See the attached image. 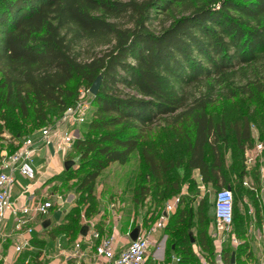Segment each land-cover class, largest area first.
<instances>
[{"label":"trees","instance_id":"16d2710c","mask_svg":"<svg viewBox=\"0 0 264 264\" xmlns=\"http://www.w3.org/2000/svg\"><path fill=\"white\" fill-rule=\"evenodd\" d=\"M191 2L195 4L192 12L175 18L160 34L150 29L155 14ZM123 17L133 22L132 29L116 22ZM85 38L114 45L107 53L82 62L75 49ZM260 67L264 70V0H0V130L8 128L13 140L19 141L10 153L35 130L55 122L48 121L50 108L63 114L76 102L78 92L70 87L72 81L80 79L91 88L102 78L84 125L86 137H78L74 144L79 168L56 178L77 179L75 206L56 230L72 239L85 227L83 216L101 213L95 186L102 172L113 164H129L138 152L147 168L143 181L151 180L157 194L164 189V198L181 192L185 183L198 187L196 171L206 186L230 187L235 195L234 234L245 240L238 231L237 194L254 201L260 219L259 203L245 189L244 180L252 175L259 181L264 166L263 155L251 173L246 169L245 152L254 146L252 126L259 129L264 142V108L258 118V110L247 103L264 94V79L256 75L247 85L222 95L217 86L239 71L246 75ZM198 83H204L201 93L187 96L186 87ZM239 95L251 100L243 104L245 114H228L221 121L210 115L209 109L219 100ZM15 110L20 112L19 119ZM32 119L39 127L26 135L22 122ZM161 119L175 129L170 143L161 138L154 143L149 137ZM146 188L140 189V202L151 193ZM189 206L180 207L170 219L166 262L172 253L180 260L176 264H202L195 246L204 257H214L204 202L197 208ZM195 225L196 234L190 230ZM172 226H177L175 232ZM223 253L227 264L233 255L236 264H246L244 260L252 256L248 242Z\"/></svg>","mask_w":264,"mask_h":264},{"label":"rangeland","instance_id":"374dc122","mask_svg":"<svg viewBox=\"0 0 264 264\" xmlns=\"http://www.w3.org/2000/svg\"><path fill=\"white\" fill-rule=\"evenodd\" d=\"M194 5L195 4H193L192 2L189 4H176L174 8L171 10V12L155 14L154 19L152 20L151 25L149 26L150 29L154 33L160 34L165 28L169 27V25L175 18L181 16H187L188 14H190L192 10L195 8ZM116 22L123 29H132L134 27L133 22H130L129 18L126 17L116 20ZM113 45L114 43H112V46ZM112 46H109L108 43L106 44L103 43V41L101 40L97 41L94 39L85 38L75 50L79 53V57L82 60V62H88L94 57H98L103 55L104 53H107L108 51H110ZM256 75L259 77V79L260 78L264 79L263 68L260 67L259 70L256 68L254 69V71L253 70L247 71L246 75L242 74V71H239L234 78H231L229 81H226V83L223 85H218L217 93L218 95H222L223 93L224 94L227 93L228 89L237 90L238 88L247 85L250 81H253ZM70 87L75 89V91H77L78 93L82 89H90L87 83L81 81L80 79H75L74 81H72L70 83ZM119 89L127 93L130 92L123 86L119 87ZM203 89H204V83H198L186 87L185 93L189 97H194V96H198ZM245 101L250 102L251 100L248 96H243V95H239L237 99H231V100L221 99L219 100V102L215 104L214 107L209 109V113L210 115H212V117H216L217 120L220 121L228 114H231V116L233 117L240 116L241 114L243 115L247 112L246 111L247 107L243 105ZM262 103L264 105V94L257 96L251 103H247L250 105L251 109L258 110V118H261L260 116L261 111H263L262 108H264V106H261ZM48 112H49L48 121L50 122L59 121V119L61 118L62 114L58 109L50 108ZM14 113L17 116V119H19L20 112L18 110H15ZM27 122L28 121L22 122L26 126V130H25L26 135L30 134L33 130L39 127L35 125L34 119H32L30 123ZM41 124H46V122ZM79 130H80L79 137L85 138L87 134V129L83 126ZM2 131L0 130V139H1L0 150L1 152L10 153L11 151H14V149H16V146H18L19 141L17 142L16 140H13L14 138L12 137V134L10 133V130L8 128H6L3 132ZM174 132H175L174 127L168 125L163 119H161L155 124V126L153 127L152 131L149 134V137H151L154 143H156L160 138L163 139L164 141H167L166 143H170V141L174 138L173 136ZM32 134H30L29 136H31ZM3 138L6 141L3 142L2 140ZM75 154L76 153L73 149V151L69 153L67 159L69 160L72 157L76 159ZM33 167L37 175L36 180L34 182H30L24 180L23 178L18 177L14 188L15 194L24 191L28 184H38V182L44 179L45 176H47V174L50 171H53L52 168L50 167L49 162L45 160H38L36 162V166L33 165ZM78 168H79V162L77 160L76 165L73 167V169L76 170ZM64 172L65 170L57 176L62 175ZM144 173H147V168L143 165L142 159L138 152L133 156L132 161L129 164L125 166H122L120 164H113L109 168L104 170L95 186V196L99 201L100 206L98 207V209L99 211H101V213L100 215L93 216L92 218L83 219L82 217L81 220L82 224L86 226L85 221H89L90 219H93L95 220L96 225L98 227L103 228V230L104 229L111 230L112 226H114L115 223L119 222V226L120 228H123L124 232L128 231L129 228H136L137 226H140V224L144 225L147 223L146 227H148L149 225L155 223L156 219L159 217V213L163 211L165 205L168 202H173L180 195H182V201L183 198H185V202L184 203L182 202V204L178 207V209H180V207L182 209H186L187 203L189 206V202H191L189 206L190 208L191 207L197 208L199 203L203 201L204 202L203 214H205V216L206 215L209 216L210 221L212 223L214 217L215 194L221 188H213L206 185L202 187L198 186L191 188L190 183H185L183 184V188L181 192H170L167 195V197L164 198L165 195L164 189H159L160 193L157 194L156 193L157 188L156 189L154 188L151 180L149 182L143 181L142 175ZM179 174L183 176L182 172H180ZM76 185H77V179L66 181L64 180V178H60V179H55L53 182H49V184L44 186L42 189L43 192L47 191L48 194L57 193V195L63 196V195H68L70 193H74ZM142 186L148 187L146 189H149L151 193L144 201L140 202L141 199L139 198V193ZM66 200L67 199L65 198L64 199L65 206L62 209L64 213H68L71 210V203L66 202ZM193 200L195 202H192ZM237 203L240 209L244 205L243 198H241L239 194H237ZM253 209L255 208L253 207ZM190 228H191L190 230H193L194 234H196L199 230L197 225H195L194 227L190 226ZM176 230H177V226L173 227V232H175ZM167 236L168 238H170L168 234ZM167 245L170 246V239L168 240ZM167 250L168 249L166 246V258H168ZM197 253H199L198 250ZM256 254L257 253L253 251L252 256L247 260H244L245 263L260 264L259 257ZM169 255H170L169 260L167 262L165 260V262L162 264H176L177 262L176 258H178V256L172 253L171 254L169 253ZM150 264H159V263L151 261Z\"/></svg>","mask_w":264,"mask_h":264},{"label":"built area","instance_id":"2783aa9c","mask_svg":"<svg viewBox=\"0 0 264 264\" xmlns=\"http://www.w3.org/2000/svg\"><path fill=\"white\" fill-rule=\"evenodd\" d=\"M93 98L90 89L80 90L76 102L64 111L59 121L25 138L14 153H1L0 240L6 238L4 228L6 227V214L8 212L15 216L14 231L19 234L31 235L34 232L32 222L47 216L53 209L54 204L51 201H33L30 204L16 207L11 198L17 182V175L19 174L29 180L36 179L37 175L33 167L34 158L38 151L49 145L52 137L58 133H61L62 136L57 143V151L65 155H69L73 151L74 144L79 137V129L89 119ZM263 155L264 142L258 134L257 143L253 149L247 152L245 162L249 168H253L258 161L263 159ZM77 160L78 158L73 161L76 163ZM181 203L182 195L173 202H168L155 223L149 227L141 224L137 240L123 245L119 252V242L114 235L102 237L95 220L85 221L90 232L87 236H81L76 241L74 252L67 257L82 259L84 257L82 247L87 245V249L93 250L97 259L105 260L107 264H150L151 261L162 264L166 260L168 239L166 229ZM214 217L215 224L210 233L215 245L214 259L210 261L201 257V261L202 264H227L223 255L224 243L229 240L233 249L240 246L239 239L234 234L235 195L233 190L223 188L216 192ZM83 219L86 218L83 216ZM118 224L119 222L114 226V230L118 228ZM29 244V241L24 243L25 246H29ZM24 245L16 247L17 253L23 251ZM60 248L61 246L58 245V249ZM62 255L66 256L64 253ZM176 261L178 263L180 260L176 259Z\"/></svg>","mask_w":264,"mask_h":264},{"label":"crops","instance_id":"0c3cea01","mask_svg":"<svg viewBox=\"0 0 264 264\" xmlns=\"http://www.w3.org/2000/svg\"><path fill=\"white\" fill-rule=\"evenodd\" d=\"M252 134L254 138V146L246 150L245 159L247 152L255 147L258 134L261 136L260 131L256 126H252ZM61 136V133L53 136L51 143L41 148L34 158V166H36V162L38 160H45L49 162L53 171H50L44 179L38 182V184H28L22 192L15 194V190H13L11 198L16 207L19 205L30 204L33 201H51L54 204V207L50 210V213L47 216L40 217L36 221L32 222L34 232L31 235L27 233H16L14 231L15 216L10 212L6 214V227L4 228L6 238H2L0 240V264H107L105 260L97 259L94 251L87 249V245H83L82 247V251L84 253V257L82 259H70L67 256L74 252V245L76 241L83 235L80 232L76 238L72 239L67 237L65 234L58 233V231H56L58 227L66 221V216L75 206L77 198L75 192L59 196L57 193L48 194L47 191L43 192L42 189L44 186L49 184V182H53L58 177L57 175L61 174L65 170L64 165L65 162L68 161V154L65 155L64 153L57 151V143L59 142ZM256 165L253 168H249L246 164L248 173H251L254 168H256ZM18 177L30 182H34L36 180L26 179L19 174L17 175V179ZM194 179L199 187L205 186L198 171L194 172ZM244 187L248 191L255 194V200L259 203L260 219L257 218L254 211L255 209H253V207L255 208L253 204L254 201L245 196L243 199L244 205L241 209L238 206V213L241 215V222L239 223L238 231L239 233L241 232L245 234L246 239H239V243L244 244L248 242L249 252H252V254L253 251L256 252L261 264L264 262V166H261L260 168L259 181L254 180L252 175H248L244 180ZM65 198L67 199L66 202L71 203V210L68 213H64L62 210L65 206ZM117 223H115L114 226ZM213 224H215V217L211 223L212 226H209V234L213 229ZM114 226H112L111 232H109L108 229H104L102 237L114 235L119 242V252L123 245L125 246L132 241L130 237L131 233L134 229L140 226H137L136 228H129L126 232L123 231V228H120L119 224L116 230H114ZM89 232L90 231L88 230L87 235ZM26 241L30 242L29 246L24 245ZM20 245H24L23 251L21 253H17L16 247ZM58 245L61 246L60 249H58ZM194 249L196 253L197 250L199 251L197 246H195ZM223 249L225 251L232 249L229 240L224 243ZM62 253L66 254V256H63ZM197 254L200 259L205 256L200 253ZM204 258L210 261L214 259V257ZM230 264H236L235 255H233Z\"/></svg>","mask_w":264,"mask_h":264},{"label":"water","instance_id":"95a60500","mask_svg":"<svg viewBox=\"0 0 264 264\" xmlns=\"http://www.w3.org/2000/svg\"><path fill=\"white\" fill-rule=\"evenodd\" d=\"M101 83H102V78L99 77L95 82L94 84L91 86L90 88V91H91V94L93 95V97H96L99 92H100V89H101ZM76 165V163L72 160H68L65 162V170L66 171H69L70 169H72L74 166ZM229 189L231 190V188L229 187ZM139 231H140V228H136L133 230V232L131 233L130 237H131V240L132 241H136L138 236H139ZM87 232H88V227L85 226L82 231H81V234L83 236H86L87 235ZM191 237V242L194 243L195 242V239L193 238L192 235H190Z\"/></svg>","mask_w":264,"mask_h":264}]
</instances>
